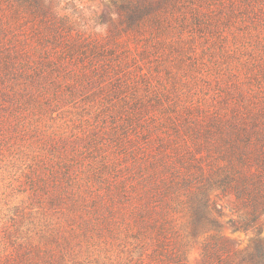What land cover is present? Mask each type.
Instances as JSON below:
<instances>
[{
    "label": "rangeland",
    "instance_id": "374dc122",
    "mask_svg": "<svg viewBox=\"0 0 264 264\" xmlns=\"http://www.w3.org/2000/svg\"><path fill=\"white\" fill-rule=\"evenodd\" d=\"M48 2L69 22L52 66L23 46L50 22L0 0V253L264 264V0Z\"/></svg>",
    "mask_w": 264,
    "mask_h": 264
},
{
    "label": "trees",
    "instance_id": "16d2710c",
    "mask_svg": "<svg viewBox=\"0 0 264 264\" xmlns=\"http://www.w3.org/2000/svg\"><path fill=\"white\" fill-rule=\"evenodd\" d=\"M18 1H20V0H18ZM23 1H24V3L25 2L30 3V6L32 7L33 12H30L33 15L31 17V21L34 22L36 20L35 17L41 15L42 16L41 21H43V19L45 18V21L50 22L51 27L54 29V33L52 34V36H50L44 30H42L38 25V29L32 30V35L25 36V39H23L24 42L29 44V45L23 44V46L24 47L32 46L31 48H33L36 51L40 49V51H42V54L44 56H46L45 57L46 60L42 64L45 66H47V65L52 66V64L55 62L56 59H54L52 57V54H51L52 52H50L52 48L47 47V45H48L47 43L58 42L57 45H55V47L60 46L62 44L61 38H64L63 34L61 32V29L64 26L68 27L69 22H68L67 18H65V17H58L56 10L53 8V5L48 2V0H23ZM147 8H149L147 4L143 3L142 1L139 2L137 4V6L133 8L132 13L127 15V21L129 22V26H131L132 28L138 26L139 22L144 19V16H146L145 14L147 12H145V10ZM34 25H35V27L37 26L36 24H34ZM12 33H13V31H12ZM65 38L68 39L70 44L67 42V45H65V47H64V51L60 52L58 57H59L60 61L63 62V64H66L63 61V56L68 55L71 58L72 64H74L73 58H74L76 53H78V52L83 53L80 51H81V49H85V47L83 46V43H85V42L79 41V39L75 40V39L71 38L70 36H67ZM85 40H86V38H85ZM89 43L90 42H88V44ZM34 44H36V45H34ZM88 49L93 52V55H96V52H97L96 45H94L93 47L89 46V48H86V50H88ZM25 53H27V51ZM86 53H88V51L84 52V54H86ZM14 55H15V58H17V59H19L21 57L17 51L14 53ZM75 57H76V59L80 58V56L79 57L75 56ZM8 63L10 64V62H8ZM20 63H19V65H20ZM90 64H92V61H90ZM16 67H17V65H16ZM18 69L19 68H17V71H18ZM52 69H56V68L52 67ZM35 70L37 72V75H39L41 70H39L38 66L35 68ZM64 71L71 72V70H68L66 68H64ZM9 73H17V72H15V70H10ZM80 91H81V88L75 85L72 95H74V93H78ZM61 96L64 99V95L62 94ZM62 102L63 101H60L57 103L61 104ZM257 214H258V216L264 214V207H262L260 209V212ZM13 255H14L13 253H8V252L5 254L0 253V264H19L18 259H20L21 256L18 254L16 256H13ZM18 256H20V257H18Z\"/></svg>",
    "mask_w": 264,
    "mask_h": 264
}]
</instances>
